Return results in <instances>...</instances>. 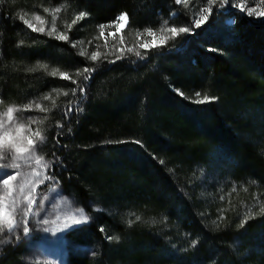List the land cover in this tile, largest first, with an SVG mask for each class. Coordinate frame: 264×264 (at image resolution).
<instances>
[{"label":"trees","instance_id":"1","mask_svg":"<svg viewBox=\"0 0 264 264\" xmlns=\"http://www.w3.org/2000/svg\"><path fill=\"white\" fill-rule=\"evenodd\" d=\"M57 6L56 28L67 41L19 19L33 9L47 18L44 9ZM217 8L181 44L92 61L102 52L98 26L119 14L128 15L124 42L156 31L161 20L177 28L191 21L173 0H0V106L48 109L31 114L42 121L52 182L92 217L68 236L96 253L70 254L69 264H264V23L227 25L231 7ZM81 12L87 15L72 24ZM54 69L71 79L50 75ZM204 95L217 99L193 102ZM212 151L229 169L227 185L247 187L246 196L222 199L213 181L198 194L196 173ZM253 195L260 204L241 219ZM25 254L23 241L6 246L0 264H27Z\"/></svg>","mask_w":264,"mask_h":264},{"label":"rangeland","instance_id":"2","mask_svg":"<svg viewBox=\"0 0 264 264\" xmlns=\"http://www.w3.org/2000/svg\"><path fill=\"white\" fill-rule=\"evenodd\" d=\"M218 4H219V0L218 3L213 6V13L215 12V10H218L217 8ZM230 4L232 5V7L230 8V12H229L230 15L225 20V24L232 25L235 22L236 18L243 19L245 23L248 22L247 24L250 23V24L258 25L264 23V16L257 17L255 13H253V16L251 17L247 16L248 8H255L257 11L264 10V0H230ZM235 5H243L245 11L240 12L239 8L234 7ZM175 6L180 7V10L184 16L183 19L186 20V18L187 19L189 18L192 23V17L196 13H198L201 8L207 6V0H188L187 5L175 4ZM57 7H59L61 11L63 6L62 7L57 6ZM57 7L49 9L48 12L49 17L47 18H45V16L41 15L40 12L34 9L32 11L27 12L25 16L26 19L29 20H33V17L35 15L41 16L45 21L43 26L45 27V33H47V31L52 27L53 15L56 16V25H57L58 22L57 18L59 13L53 12V10ZM177 14L178 12L174 11L171 13L170 17H175ZM211 16H213V14ZM181 21L183 20H180L179 22ZM33 22L36 23L34 20ZM164 22L165 20H161L160 22H158L157 25L158 27L156 31H154L157 33L155 37L157 42L159 41L161 35L160 29L162 27H165ZM207 23L208 22H206L205 24L206 26ZM105 25H111V26L105 28L104 36H102L103 38L101 37L102 44L99 46V48H102V52H100L101 56L107 55V53L109 52H113V46H115L116 48H121V47L124 48L125 53H128L127 48L129 47L137 48L141 52V56H138V58H141L142 56H146L147 53L146 51H149L150 49L153 48H157V47L139 48V44L141 43L151 44L153 41V37L148 36L145 31H140L143 32V35H141L142 38L140 37V39L138 40L128 39L127 42L123 41V44H120V40L121 38H123L121 35L122 32L121 30H123L125 27L123 26L120 29V31H117L113 23L105 24ZM37 26H39L38 23ZM172 26L174 25H172L170 22L167 21L166 27H172ZM109 33H115V36H110ZM191 33L192 32L183 33L176 36L174 39H168L167 43L165 44L168 45L177 42L178 44H181L183 39ZM105 44H107V47H105ZM116 54L118 53L113 52V54H110L108 56L114 57ZM198 99L200 98L194 99L193 102H196ZM8 106H13L18 109H23V107L19 105H6L5 107L0 106V112L5 111ZM32 111L36 112L37 109H34L33 107L29 111H23V110L16 111L13 113V118L18 123H23L25 125L30 126L33 131H35V129L38 127L43 130V128L41 127L42 123L29 125L30 119L37 120L36 118L32 117L31 114ZM44 145H46V137L42 143L38 144L36 151H37V155H42L45 158V153H43ZM211 153H212L211 154L212 157H215L217 155L215 151H212ZM223 162L225 161L217 159L215 157L212 160H210L209 164H207L206 166H202L198 170V172L196 173V178H197V183L200 185L199 189L197 190L200 196H204L205 192L209 191L210 188H208V185L212 181L215 183V187H217V191H218L217 193L220 194V198L222 199L229 198L233 194H237L238 192L240 194V191L241 194H245L243 196L247 195L246 192L247 187L246 188L237 187L235 184L227 185L228 183H231L229 179H226L228 178L226 177L227 176L226 171H229V169L226 167V164H224ZM52 169H53V164L51 165L50 169L46 170L45 174L48 176H52ZM30 170H31L30 167L23 165V163L21 168L19 169V171L22 174L27 173ZM6 173L13 174V170L0 169V177L6 178L5 175ZM19 180L20 178L18 177V180L16 182H13L14 185L18 184ZM2 191H3V186L2 183H0V192ZM34 195L36 198V203L33 205V212L37 214L29 215L28 217V226L30 228V233L25 236L22 233V231L18 229L17 231L19 232L21 237L20 240L13 241L12 243L6 242L0 245V252L6 246L16 245L17 243L23 241L25 243V251H26V254L23 256V260L27 264H69L68 257L70 254H84L91 256L93 252L96 253V246L94 244L80 243L70 239L68 236L69 232L75 229H79L91 222L92 217L87 212L85 205H83L84 203L77 202L72 195H69L68 193L63 191L58 185L54 184L52 182V179L45 180L44 184L38 185ZM254 201L255 203H251L250 205L245 204V206H242L241 215H240L241 219L244 217H248L251 214H255L254 213L255 208L257 207V204H260V200L253 195L252 202ZM90 205L96 206L94 204H90ZM24 206H25L24 202L21 200L20 207L23 208ZM78 208H82L84 210V214L88 216L89 219L84 223L72 224L70 227L61 229L60 225L68 223V217L71 216ZM17 219H19V215H17ZM42 220H48L49 223L43 224L41 223ZM45 229L48 230L46 231ZM7 236H8L7 231H5L4 233H0V239H6ZM164 240L165 242H169L172 246L180 247L172 244L170 242V239H164ZM169 252L175 253V255L179 253L176 250V248H174L173 251L170 249Z\"/></svg>","mask_w":264,"mask_h":264},{"label":"snow or ice","instance_id":"3","mask_svg":"<svg viewBox=\"0 0 264 264\" xmlns=\"http://www.w3.org/2000/svg\"><path fill=\"white\" fill-rule=\"evenodd\" d=\"M188 0H174L176 5L185 4L187 5ZM218 3V0H207V6L203 7L192 17L191 26H181L177 28L176 26L166 27L167 21L164 22L165 27L160 29L161 35L159 41L157 42L155 37L157 35L151 28L145 29V32L148 36L153 37V41L151 44L141 43L139 44V48H149V47H158L167 43L168 39H174L176 36L189 33L194 29H199L209 20V17L213 14V6ZM220 6L222 8L232 7L230 4V0H219ZM234 7L239 8L240 12H244L243 5H235ZM44 12L48 13L49 9L45 8ZM54 13H59L60 8L57 7L53 10ZM253 13L257 17L264 16V10L257 11L255 8L247 9V16H253ZM175 14V13H173ZM87 15L85 12L79 13L78 16L72 21V24H75L78 20L84 18ZM20 21H22L23 25H26L28 29H31L32 32L37 33H45V27L43 26L45 21L39 16L35 15L33 20L26 19L25 16L21 15L19 17ZM128 22L127 13H122L117 17V21H114L117 31L125 26ZM37 23L39 26H37ZM71 24L68 25V28H71ZM111 25L101 24L99 25V33L100 36H104L105 28L110 27ZM47 36L54 37L57 40L67 41L69 39L68 35L64 32H58L56 29V16H52V27L47 31ZM110 36H115V33H109ZM137 37L141 35V33H136ZM82 43V42H81ZM23 44V41H20L17 46ZM120 44H123V38L120 40ZM76 44L73 43V47ZM107 47V44H105ZM113 52L118 53L115 55V59L119 60L124 58L125 49L124 48H116L113 46ZM113 52L107 53V55L113 54ZM128 53H134L136 56H141V52L137 48L129 47L127 48ZM81 56H87V52L84 49H81ZM101 53L99 51L93 52L88 58L92 61H96L100 58ZM114 63L115 61H110ZM39 69H47V65L45 64H37L36 66ZM36 69H29V71H34ZM91 70L85 68L83 73H88ZM82 72L77 71L76 75H83ZM50 75L57 76L59 75L63 79H71V77L65 72H58L57 70H52ZM88 79V76L84 77ZM75 92V89H73ZM83 92V89H81ZM67 95V93H64ZM183 95V93H180ZM200 93L197 92L196 96L200 97ZM45 100L51 99V96L46 95L44 97ZM217 99L216 97H209L204 95L202 99H198L197 103H206L211 100ZM2 103V101H0ZM34 107L39 109L42 112H47V108H42L39 103L35 104ZM53 107H55V101H53ZM33 108L32 104L25 105L23 109H18L13 106H8L5 111L0 112V169H9L13 170V174H5L6 178L0 177V183H2L3 191L0 192V233H4L7 231L8 236L6 239H0V245L4 243H12L13 241L20 240V234L17 231L18 229L22 231V233L26 236L30 233V228L28 226V217L29 215H36L37 213L33 212V205L36 203L35 192L38 185L44 184L45 180L53 179L54 177L48 176L45 174L46 170L51 168L52 161H46L42 155H37V146L45 140V136L43 134V130L41 128H36L35 131L31 129L30 126L25 125L23 123H18L13 118V113L16 111H29ZM71 112L72 109L69 108L67 110ZM67 115V112L65 113ZM42 123V121H37L34 119L29 120V125ZM70 131V129H69ZM139 143V141H136ZM58 144V142H57ZM54 155V154H53ZM59 158H55V162L58 163ZM23 165L30 167V171L22 174L19 169ZM20 178L19 183L14 185L13 182H16ZM21 200L24 202V207L21 208ZM260 213H264V206H261L259 209ZM17 215H19V219H17ZM89 219L88 216L84 214V210L82 208H78L75 212L68 217V223L60 225V228L70 227L72 224L84 223ZM140 217L137 216L136 220H139ZM247 219V218H246ZM41 223L48 224V220H42ZM133 221L129 220L128 224L131 225ZM244 221H242V224ZM46 231L48 229H45ZM59 230V229H58ZM101 232H104L103 227L100 228ZM108 240L114 239L112 236L106 237ZM115 239H119V237H115ZM197 242L195 240L192 241V244L195 245ZM92 255H95L93 252Z\"/></svg>","mask_w":264,"mask_h":264}]
</instances>
